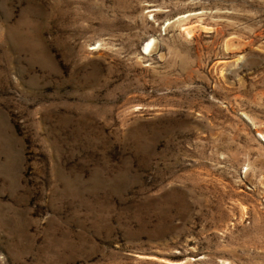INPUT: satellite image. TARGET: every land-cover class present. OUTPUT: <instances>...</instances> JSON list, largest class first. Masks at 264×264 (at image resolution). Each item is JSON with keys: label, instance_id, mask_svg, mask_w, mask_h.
<instances>
[{"label": "rangeland", "instance_id": "374dc122", "mask_svg": "<svg viewBox=\"0 0 264 264\" xmlns=\"http://www.w3.org/2000/svg\"><path fill=\"white\" fill-rule=\"evenodd\" d=\"M0 264H264V0H0Z\"/></svg>", "mask_w": 264, "mask_h": 264}, {"label": "bare ground", "instance_id": "6f19581e", "mask_svg": "<svg viewBox=\"0 0 264 264\" xmlns=\"http://www.w3.org/2000/svg\"><path fill=\"white\" fill-rule=\"evenodd\" d=\"M148 45H149V43L147 42V44H146V46H145V48H148ZM151 45V44H150ZM150 49V48H149Z\"/></svg>", "mask_w": 264, "mask_h": 264}]
</instances>
